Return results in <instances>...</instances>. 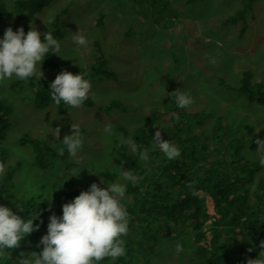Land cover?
<instances>
[{
    "label": "rangeland",
    "instance_id": "374dc122",
    "mask_svg": "<svg viewBox=\"0 0 264 264\" xmlns=\"http://www.w3.org/2000/svg\"><path fill=\"white\" fill-rule=\"evenodd\" d=\"M2 3L11 18L0 26V38L9 26L15 31L31 24L38 31L50 30L53 35L52 23L58 20L61 24L63 37L58 39L61 57L56 55L55 69L41 66L42 80L52 82L62 70L74 74L78 69H90L95 58V42L102 44L117 75L115 80H90L89 99L95 105L69 107L64 114L58 112L54 102L46 108H36L35 91L28 78L12 77L0 82V100L13 109L12 125L0 144L6 151L0 174L14 169L12 196L26 202H46L50 215L59 216L62 204L66 203V192L78 195L90 183L99 184L98 176L90 171H102L99 176L115 182L119 167L126 169L118 157L115 140L126 143L123 136L132 137L156 110L162 112V117L151 125H167L165 113L175 98L173 91L182 88L193 99L187 112L209 115L201 130L212 132L217 123L225 125L230 131L225 140L243 138V154L260 164L255 141L264 139V106L249 103L239 88L245 71L253 73L255 84L264 83V0L254 3L245 23L229 25L223 21L242 8L241 0H54L32 23L16 20L14 0H2ZM244 25L247 31L242 36ZM78 28L88 40L86 46L75 47L70 40V33ZM19 81L21 84L13 88V83ZM112 102H117L119 108L107 113L104 107ZM72 123L82 130L83 145L78 158L65 157L58 151L53 168L38 169L34 165V149L22 145L20 140L38 139L59 150L63 147L60 140L70 133ZM109 123L113 125L111 136L103 131ZM57 127L59 136L54 137L53 128ZM208 145L211 156L217 157L222 145L212 140ZM74 169L81 170L78 175L70 176ZM207 208L210 216H215L210 197ZM210 223L211 220L207 225ZM45 233L46 227L23 251L39 252L36 245ZM210 237L207 231L208 239L202 244L207 245ZM176 243L183 248L179 254L174 251ZM157 245L148 262L140 256L134 263L194 262L196 245L192 237ZM260 251L255 250L256 256ZM120 258L99 264H117Z\"/></svg>",
    "mask_w": 264,
    "mask_h": 264
},
{
    "label": "trees",
    "instance_id": "16d2710c",
    "mask_svg": "<svg viewBox=\"0 0 264 264\" xmlns=\"http://www.w3.org/2000/svg\"><path fill=\"white\" fill-rule=\"evenodd\" d=\"M204 1V0H203ZM242 8L223 21L224 24L245 23L248 13L257 0H241ZM54 0H14L15 18L21 23H32L36 16L44 12ZM11 18V13L0 0V26ZM102 20V18H100ZM101 22V21H100ZM100 24V23H99ZM98 24V25H99ZM53 36L61 39L63 28L58 20L52 23ZM25 32L29 28L24 27ZM247 31L244 25L243 36ZM95 58L90 69H78L86 72L87 78L94 82L104 79H117L111 68L102 44L95 42ZM43 61L44 69H55L56 55L49 53ZM29 85L35 91V106L46 108L53 102L49 95L50 82L34 77L28 78ZM21 82L13 83V88ZM240 92L246 100L264 106V83L255 84L251 71L243 74ZM91 99H86L82 107L94 106ZM58 112L64 114L69 106L63 102L57 104ZM109 113L119 108L117 102L105 106ZM12 107L0 100V144L7 138L12 125ZM161 111H153L144 126L132 136L137 141V152L132 153L129 145L115 140L116 151L123 166L137 175L134 185H129L126 198L122 201L128 211V232L125 239V255L117 264H135L138 257L148 262L155 253L159 242H177L184 237H192L194 262L191 264H244L247 258H256L255 250L264 240V173L262 165L248 159L243 154L244 140L235 137L226 141L228 127L216 124L209 130H201L208 119V113L190 114L187 108L176 107L175 98L166 111L168 124L160 127L162 138L172 140L179 148L180 156L174 160L165 158L156 148L152 135L159 127L151 125L161 119ZM82 131V130H80ZM222 145L217 157L211 156L208 145ZM20 143L31 146L35 152L34 165L48 171L53 168L58 150L38 139L22 138ZM64 148V146L62 147ZM147 154L144 160L139 159V152ZM64 156H68L64 151ZM6 162V151L0 147V166ZM70 170V168H69ZM13 170L0 174V204H4L18 215L33 218L38 213L34 224H40L39 230L31 233L20 248L9 250L0 257V264H15L20 251L39 238L48 223V204L26 202L11 195L13 189ZM74 196L66 192L64 200L68 202ZM207 197L213 200L215 216L211 217L207 208ZM20 207L21 209H17ZM211 223L207 225V222ZM207 231L211 237L204 245ZM130 232V233H129ZM249 249H252L249 251ZM106 258L99 263H106Z\"/></svg>",
    "mask_w": 264,
    "mask_h": 264
},
{
    "label": "clouds",
    "instance_id": "9594fccd",
    "mask_svg": "<svg viewBox=\"0 0 264 264\" xmlns=\"http://www.w3.org/2000/svg\"><path fill=\"white\" fill-rule=\"evenodd\" d=\"M70 34L73 46L87 45L88 40L80 28ZM60 49V42L50 30L41 32L31 24L27 32L23 27H18L15 31L11 26L5 28L0 38V82L12 77L17 79L34 77L40 80L43 76L41 66L45 57L49 53L58 55ZM182 89L173 91L176 107L180 109L187 108L193 103L191 95ZM48 90L55 104L63 102L71 108H79L89 98L91 83L86 72L80 70L78 74H73L62 70L50 82ZM53 129L52 135L58 137L60 128ZM103 131L111 136L113 125L106 124ZM151 137L155 148L168 160L180 156L178 146L172 140L162 138L160 127ZM123 138L129 145V150L136 153L137 141L130 134ZM60 142L64 146L58 150L61 155L66 151L69 157L78 158L83 145L79 126L72 123L70 133L65 134ZM255 143L259 146L255 153L260 154L259 163L264 166L262 151L264 139H257ZM146 158L147 154L140 151L139 159ZM84 168L89 170L88 167ZM81 169H74L70 176L78 175ZM90 172L98 176L99 184L90 183L87 190L80 191L71 200L63 203L61 215L57 216L55 213L49 215L46 233L40 237L36 245L40 251H20L14 260L15 264H99L106 258L115 261L125 255L123 237L128 232L129 214L122 201L126 198L127 187L130 184L134 185L138 177L123 167H119V171L115 173L117 177L115 182L105 181L99 176L102 171ZM37 215L38 213L33 218H26L25 215H18L12 208L0 204V257L9 250L19 249L21 243L26 241L31 233L39 230L40 224H34ZM259 248L262 251L258 256L247 258L244 264H264V240L259 242ZM182 250V245L176 243L175 253L179 254Z\"/></svg>",
    "mask_w": 264,
    "mask_h": 264
}]
</instances>
